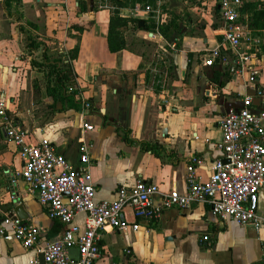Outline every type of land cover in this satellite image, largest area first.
Wrapping results in <instances>:
<instances>
[{
	"label": "crops",
	"instance_id": "crops-1",
	"mask_svg": "<svg viewBox=\"0 0 264 264\" xmlns=\"http://www.w3.org/2000/svg\"><path fill=\"white\" fill-rule=\"evenodd\" d=\"M243 1L241 22L260 41L256 48L241 45L251 54L247 65L257 70L251 84L247 74H231L217 59L203 64L215 47L234 59L220 44L219 0L134 6L130 0H0V93L15 124L26 130L27 143L49 140L74 171L81 141L87 143L96 200H114L119 187L143 180L158 186L152 197L158 207L162 193L186 191L190 155L201 159L198 180H208L221 157L219 123L243 106L245 96L260 106L255 89L264 91V27L254 24L245 5L258 3L259 10L264 0ZM115 15L128 21L119 27L124 48L111 52L108 27ZM67 66L71 78L61 81L72 83L71 90L57 79ZM83 123L92 129L83 130ZM20 167L18 147L0 130V223L8 214L17 216L20 206L19 218L40 228L39 243L51 242L65 225L28 191L17 175ZM257 203L263 213L264 184ZM124 216L138 229L103 231L93 264H264V227L220 219L207 203L137 219L126 208ZM73 222L83 226L84 215ZM34 255L20 242L0 238V264H28ZM70 255L76 259L77 250Z\"/></svg>",
	"mask_w": 264,
	"mask_h": 264
},
{
	"label": "built area",
	"instance_id": "built-area-1",
	"mask_svg": "<svg viewBox=\"0 0 264 264\" xmlns=\"http://www.w3.org/2000/svg\"><path fill=\"white\" fill-rule=\"evenodd\" d=\"M243 8V0H219L220 44L231 52L234 59L229 60L221 54L220 47H215L203 57V64L212 65L218 59L229 73L247 74L251 84L255 82L257 70L247 65L251 54L242 51L241 45L247 43L256 48L260 41L246 33L241 22ZM146 10L149 11L150 7L146 6ZM255 90L260 99L258 108L252 106V97L247 95L240 109L230 111L220 121L222 140L217 148L221 157L213 162L208 180H198L195 166L201 163V159L190 155L186 166V191L181 193L171 189L162 193V203L158 207L152 203V197L159 193L158 186L143 180H137L130 187H119L114 200H96L87 143L81 141L80 164L74 171L49 140L27 143L26 130L15 124L0 93V130L6 141L18 147L21 167L17 175L27 184L28 191L47 208L49 216L65 225L61 236L40 244V228L23 222L15 214H8L0 223V238L18 241L24 248L33 249L35 255L28 264H40V255L44 264H93L100 256L99 239L103 231L138 229L136 221L130 222L124 216L126 208H131L137 219L159 217L166 208L207 203L211 213L220 219L229 218L256 230L264 227V212H258L257 203L258 192L264 184V91ZM82 105L85 109L90 108L88 102ZM81 128L91 130L92 126L83 123ZM78 214L84 215L81 227L73 222ZM72 248L77 250L76 259L70 255Z\"/></svg>",
	"mask_w": 264,
	"mask_h": 264
},
{
	"label": "trees",
	"instance_id": "trees-1",
	"mask_svg": "<svg viewBox=\"0 0 264 264\" xmlns=\"http://www.w3.org/2000/svg\"><path fill=\"white\" fill-rule=\"evenodd\" d=\"M145 2H150L153 3L154 0H130V3L132 6H134L136 3H145ZM120 5H123L120 3ZM258 3H247L245 5L246 10H249L252 12V20L254 21V24L256 26L264 27V23H260L259 21H264V4H261V8L259 10H256ZM128 20L119 18L117 15L111 17L110 22H109V27H108V37H107V44L108 48L111 52L118 51L120 49H123L125 46V42L123 39V36L121 35V32L119 30V27L122 25L126 24ZM133 22L137 23L138 20H132ZM161 32H165L163 26L160 27ZM30 46H32L30 44ZM68 72V77L65 74V72ZM63 76L65 78H71V73H70V67L67 66L66 69H60L59 72H57V79L61 83V88H66L71 90L72 88V83L66 84L64 81H61ZM71 86V87H70Z\"/></svg>",
	"mask_w": 264,
	"mask_h": 264
},
{
	"label": "water",
	"instance_id": "water-1",
	"mask_svg": "<svg viewBox=\"0 0 264 264\" xmlns=\"http://www.w3.org/2000/svg\"><path fill=\"white\" fill-rule=\"evenodd\" d=\"M143 24L142 21H139L138 25L141 26ZM218 61V59H217ZM259 102H260V99L258 98ZM226 162V160H224ZM16 214L18 217H21L20 215V206L16 209ZM39 263L40 264H44V261H43V258H42V255L39 256Z\"/></svg>",
	"mask_w": 264,
	"mask_h": 264
}]
</instances>
